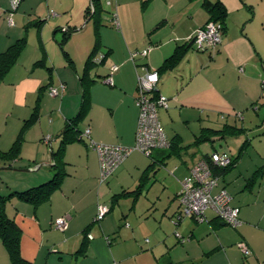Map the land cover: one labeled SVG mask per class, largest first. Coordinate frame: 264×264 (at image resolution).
<instances>
[{
    "label": "crops",
    "instance_id": "1",
    "mask_svg": "<svg viewBox=\"0 0 264 264\" xmlns=\"http://www.w3.org/2000/svg\"><path fill=\"white\" fill-rule=\"evenodd\" d=\"M101 1L104 11L108 6L112 8L111 14L118 15L120 29L117 30L121 33L117 36L121 40L117 44L108 41L106 32L102 34L103 12L98 28L87 15L91 0H22L14 12L13 26L6 19L9 0H0V55L24 41L16 63L0 84V155L11 150L21 133L23 138L16 156L0 157V171L9 172L0 185L2 194L44 184L58 172L52 152L61 146V135L68 121L81 109L84 85L88 88L89 104L77 128L83 132L89 128L91 140L96 144L133 146L140 112L136 100L137 78L144 72V66L161 70L158 92L169 99V108L160 109L159 117L161 110L172 107L221 111L224 94L228 95V112L239 110L242 117L238 119L245 126L249 123L261 131L264 129V125H258L262 123L259 113H254L260 110L264 96V0H220L228 16L214 64L207 68L221 70V79H225L208 85L199 82L197 86L196 81L207 68L192 67L189 51L193 50L192 36L209 21L202 7L204 0H117L112 6L106 0ZM110 22L113 26L112 17ZM131 22L136 38L127 33ZM83 33H87V38L79 43L76 37ZM97 34L99 50L107 47L109 53L104 67L107 71L90 70L86 83L82 79L97 44L92 37ZM147 48H151L147 58L132 60L135 50ZM177 52L182 53L181 59L162 69ZM110 64L119 67L114 74V87L103 83L109 73L106 66ZM63 86L65 91L60 96L49 95L50 87ZM208 120L211 121L209 115ZM235 125L225 124L221 129L204 127L201 135L187 146H183L179 134L168 138L170 142L177 138L178 149H183H171L169 160L148 169L150 161L136 184L128 180L134 168L123 175L124 163L117 176L113 174L107 182H102L99 156L89 147L90 139L70 143L62 156L64 164L59 166L63 174L57 189L39 204L18 197L9 203V216L22 230V257L32 264H161L166 260L175 264H264V152L258 154L251 170H243L245 150L242 149L252 141L246 128ZM225 127L238 130H225ZM246 135L248 139L243 142ZM47 138H51L50 143L45 141ZM221 138L236 139L235 155L216 148L214 143ZM206 142L212 143L211 151L200 149ZM217 151L227 152L232 158L241 153L236 165L219 175V186L214 191L229 192L232 205L240 209L241 225L234 230L223 228L228 225H222L212 210L206 212L203 223L189 217L175 225L173 220L180 210L176 197L182 181L195 163ZM176 157L182 159V164L175 165L170 173H179L177 191L168 197V205L162 209L156 207L157 200L152 206V210L161 213L159 219H154L158 226L150 229L141 223H130L129 219L138 216L137 204L149 191L150 181H156L160 169ZM31 169L35 171H23ZM144 175L150 180L141 195L132 201L131 213L127 215L121 209L131 197L120 196L116 201L114 198L125 190H136ZM100 204L107 205L109 213L101 223H96ZM60 218L66 219L63 230L54 225ZM87 233L92 234V240ZM242 243L249 247L250 256L240 250ZM0 264H11L1 239Z\"/></svg>",
    "mask_w": 264,
    "mask_h": 264
},
{
    "label": "built area",
    "instance_id": "2",
    "mask_svg": "<svg viewBox=\"0 0 264 264\" xmlns=\"http://www.w3.org/2000/svg\"><path fill=\"white\" fill-rule=\"evenodd\" d=\"M117 0H106L109 6ZM10 8L7 13V22L14 25V12H16L22 0H9ZM94 11V7H92ZM55 15L54 12H51ZM112 24L116 29H120V22L117 13L112 14ZM191 40L197 51L215 52L222 44L223 31L219 22L209 21L199 28ZM151 48L135 51L131 54L132 60L137 57L147 58ZM101 59L105 56L101 54ZM96 60V58L94 59ZM119 70L117 65H113L103 83L114 87V74ZM144 72L137 78V104L139 106V117L136 130V138L133 146H113L96 144L91 140V130L86 129L82 136L90 139L89 147L97 152L100 161L101 181L108 179L133 153L140 152L146 157H150L159 150L170 148L171 142L166 136L159 117L160 109L169 108V99L158 92L160 73L158 70L148 66L143 67ZM65 91L50 87L48 93L51 97L60 96ZM237 117H242L241 113ZM50 143L51 138L45 140ZM232 156L227 152H214L209 158H204L193 165L189 175L184 178L178 199L181 205V212L175 217L173 223L178 225L184 218L195 217L201 223L206 220V212L214 211L216 217L226 225L237 228L241 225L240 209L232 205V197L226 189L214 192L219 186L220 178L214 174V169H225L232 164ZM109 213V207L105 204L98 206L96 221H102ZM66 226V219L60 218L55 222V228L63 230ZM178 235V234H177ZM179 236V235H178ZM92 240V234L88 235ZM148 241V240H147ZM240 248L245 256H250L249 247L242 243Z\"/></svg>",
    "mask_w": 264,
    "mask_h": 264
},
{
    "label": "rangeland",
    "instance_id": "3",
    "mask_svg": "<svg viewBox=\"0 0 264 264\" xmlns=\"http://www.w3.org/2000/svg\"><path fill=\"white\" fill-rule=\"evenodd\" d=\"M196 1V0H193ZM104 5V3H103ZM114 7V6H113ZM106 10L103 11L104 14V26L102 27V34L106 36H108V41H114L115 44L118 43V40L120 39L117 36V33H121L118 32V30L111 25L110 19L112 17L111 11L112 8L111 7H106ZM190 12V11H189ZM92 21H94L95 23V19L92 18ZM93 24V23H92ZM91 24V25H92ZM129 27V30L127 33H131L132 37L136 38V34H134L133 32V27H134V22H131ZM126 29V28H125ZM124 27H123V23H122V32L124 33ZM87 34V33H86ZM85 33H83L82 36L80 37H76L77 40H80L79 43H81V40H85L87 38ZM130 35V34H129ZM128 37V34H127ZM93 42L99 41V37L98 34L97 35H93L92 37ZM121 40V39H120ZM105 45V44H104ZM264 46V44H263ZM136 51V50H135ZM107 52V47L102 48L101 50H99L97 56H96V60L100 59L101 54H104ZM190 53V58H191V62H192V67H198L199 69H202V67L205 65L204 69L207 68V66H210V64H214V58L216 57L217 53L216 52H208V51H197L196 48L193 46V50L189 51ZM195 54V55H193ZM193 55V56H192ZM213 62V63H212ZM107 63V61H106ZM105 64L103 65H99L98 67H95L93 69V71H107L104 67ZM112 64L108 66H106V68H110ZM206 72H203L202 75H200V77L198 78V80L195 83V86H197V84H206L208 85L210 82H219V80H224V78L221 79L222 71H215L213 70L211 67H208L206 69ZM93 72V73H94ZM228 75V74H227ZM226 75V76H227ZM98 84L102 85L103 83L99 82ZM104 86V85H103ZM109 87V86H107ZM221 94V92H220ZM228 97V95H222L221 100H222V104L219 106V109H221V111L218 110H214L213 112H208L206 110H201V111H195V110H186V109H182V107H172L171 109H169L168 111H160V120L164 129L165 134L167 135L168 138L171 139V137L173 138L176 134H179L180 136H182L183 138V146H187L192 144L195 139L201 135V131L204 127L206 128H215V129H221L223 127V125L225 124H236L237 127H244L247 129L248 131V136L251 139L252 143L250 146L246 147L245 150V155L243 157L242 160V164L243 170H251V168H253L255 166V160L257 161V156L260 152H264V129H257V127H254V125L251 124H247V126H245V123H243V121L238 119V114H239V110L237 111H231L228 112V105L226 104V98ZM260 105V110L258 112H254V113H259V122L261 124L258 125H264V96L263 99L261 101ZM258 108V107H257ZM185 112V113H184ZM202 113V119L204 120V122H202L200 120L201 114ZM208 115L210 116V120H208ZM191 116V117H189ZM237 117V118H236ZM235 125V126H236ZM84 127V124L81 125V128ZM256 131H261V132H256ZM252 132V133H249ZM208 135V134H207ZM247 135L244 137L243 142L248 139ZM222 139V138H221ZM235 138H226V140L222 139L220 141H216L214 144L216 145V148H218V150L220 151H228L229 153H232L235 155V150H236V146L237 143L235 142ZM220 142H222L220 144ZM242 142V143H243ZM212 148V143L210 142H206V144L201 146V150L203 151H211ZM150 158L144 156L143 154H141L140 152H135L133 153L122 165V170H123V175L125 176V174H128L127 172L131 169L134 168L133 171V176L128 177V180L133 183L136 184L138 181V177L139 175L142 173V171L144 169H146V167L149 165L150 163ZM182 164V159L180 158H173L170 161H168L167 166L163 167L160 169V173H157V177L155 178L156 181H150V184L147 188V190H149L147 193H145V195H143L140 198V201L137 204V209H138V216L134 217L133 219H129V221L131 220L132 222L130 223H141V225L143 226H147L150 227V229L153 227L156 228V226H158V222L155 223L156 221L154 220L159 219L161 216V213H156V211L152 210V206L154 204V202L157 200V206L160 209H162L164 206L168 205V197H170V195L174 194L177 191V186H178V179H179V173H175V175H172L170 172L172 171V169L174 168L175 165H179ZM136 167V168H135ZM121 168V167H120ZM157 170V169H155ZM20 171V169H19ZM118 171V170H117ZM117 171L114 173L113 176H117ZM33 172V171H32ZM19 174H27L28 173H19ZM9 175L8 171H0V185L3 184L2 181L3 179H6L5 177H7ZM112 176V177H113ZM5 185V183H4ZM165 185H167V188L164 187ZM165 191V192H164ZM162 192H164L162 198H161V194ZM1 193V192H0ZM173 197V195H172ZM159 198H161L162 200H158ZM134 200L133 197L129 198L126 200L125 204L122 205V211L125 212V214L130 215L131 211V205H132V201ZM163 202V203H162ZM154 207V206H153ZM154 209V208H153ZM156 213V214H155ZM210 213V212H208ZM158 216V217H157ZM135 223V224H136ZM222 224V222H221ZM173 226V232L176 231L174 225ZM185 226V224L183 225ZM223 228H229L234 230V228L232 226H226ZM179 231V230H178ZM181 232V231H179ZM177 236V234H176ZM145 239L147 238L144 237ZM144 240V239H143ZM145 242H147V239L144 240ZM150 241V240H149ZM144 242V243H145ZM149 244H145V246H148ZM241 250V249H240Z\"/></svg>",
    "mask_w": 264,
    "mask_h": 264
},
{
    "label": "trees",
    "instance_id": "4",
    "mask_svg": "<svg viewBox=\"0 0 264 264\" xmlns=\"http://www.w3.org/2000/svg\"><path fill=\"white\" fill-rule=\"evenodd\" d=\"M92 7H94V11H92ZM202 7L208 13L209 21L219 22L221 27H222V31L224 32V29H225L224 25H225V22H226V19L228 16V10H227L226 6L224 5V3L220 0H218L216 2H212L210 0H204L202 3ZM103 11H104V7H103L101 0H91V4L88 8L87 15L90 16L91 18L95 19V26H97V28L100 25L101 14ZM67 32L70 33L69 31H67ZM98 42L99 41H97V44L95 45L93 53L91 54L90 58L87 61L86 72H85V76L83 77L82 81L87 80L90 70L94 69L95 67H98L99 65H103L105 63V60H106L108 54H109L108 52L106 54H104L105 58L101 64L98 65V64L94 63L95 62L94 59L96 58V56L99 52V43ZM23 47H24V41H19L17 44L13 45L5 54L0 55V84L2 83V81H3L6 73L8 72L9 68L16 63ZM182 56L183 55L181 52L180 53L177 52L173 57H171L167 60L166 64L163 66L162 69H164V68L166 69V68H169L170 66L174 65V63H177V61L180 60ZM160 71L161 70H158L159 73H160ZM86 83H87V81H86ZM88 104H89L88 88L84 85L83 102L81 105V109L75 118L70 119L68 121V123L65 127V130L63 131V133L61 135V146L57 150L52 152V156H53V159L55 161V166L58 167V172L55 173L54 177L50 181H48L44 184H41V185H38L35 187H31V188L24 190V191L12 190L7 195L2 194V192L0 193V239L3 242L5 248L7 249L8 253H9V256L11 259V264H32V263L26 261L22 257V253H21L22 230L19 227V225L16 223L15 219L13 217L9 216L8 209H7L9 206V203L11 202V200L13 198L18 197L21 200L31 201V202H34L35 204H39L43 197L45 198L50 192H52V190L57 189V187L60 186V181H61L63 173L61 172L62 170L59 169L60 168L59 166L61 165V163H63L62 162V156L64 154L65 147L67 145H69L70 143L77 141V140L84 141V138L82 136L83 131H80L77 128V126H78V122L81 121L83 119V117L86 115L87 110H88ZM228 128L238 130L237 128H233V127H228ZM228 128L225 127L224 129L226 130ZM224 129H222V131H224ZM22 139L23 138H22V133H21L17 137V139H16L13 147L11 148V150L8 153L1 154L0 157L6 158V157H9L11 155L16 156L20 151V148L22 145ZM178 147H179V143L177 141V138H174L171 141L170 148L165 149V150H159V151H156L155 153H153L150 157H148L151 160V165H149L148 169L154 167L155 164H158V166L164 164L171 157V151L170 150L173 148L177 150ZM182 149L183 148L178 149V150L181 151ZM244 149H245V147H243L242 150H244ZM240 155H241V153H240ZM240 155H238L235 158H232L233 162L227 168H225V169H214V174L219 177L220 174L225 173L228 169H231L232 167H234L236 165V162L240 158ZM209 156H207L206 158H209ZM99 166H100V161H99ZM100 175H101V170H100ZM112 175L108 179H106L104 182H107L112 177ZM100 180H101V176H100ZM149 180H150L149 176L144 175V178L142 180L143 182L141 183V185L136 190H134L132 192L127 191V190L123 191L119 196H116L114 198L115 201L120 196L121 197H129V196L132 197L133 196V198L136 199L139 195H141L142 189L149 182ZM179 192H178V194H179ZM178 194H177L176 200L178 201V203L180 205V202L178 199ZM180 212H181V205H180V210L178 211V214ZM192 218L195 219L197 222H199L197 220V218H195V217H192ZM184 219H182L180 222H182ZM102 221H100V222L96 221V223H101ZM173 221H175V218ZM88 233H87V237L89 235ZM161 264H175V263H173L171 260H166Z\"/></svg>",
    "mask_w": 264,
    "mask_h": 264
},
{
    "label": "water",
    "instance_id": "5",
    "mask_svg": "<svg viewBox=\"0 0 264 264\" xmlns=\"http://www.w3.org/2000/svg\"><path fill=\"white\" fill-rule=\"evenodd\" d=\"M64 31H69L67 28H65L64 29ZM191 45H193V41H191ZM104 55V54H103ZM105 56V55H104ZM104 59H99V60H94L95 62V64H101L102 63V61H103ZM23 171H25V172H32V171H35V170H33V169H31V170H23ZM222 225H226L225 223H223Z\"/></svg>",
    "mask_w": 264,
    "mask_h": 264
}]
</instances>
